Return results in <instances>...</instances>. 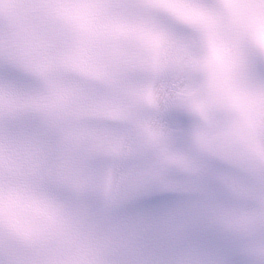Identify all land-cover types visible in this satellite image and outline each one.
<instances>
[{
	"label": "clouds",
	"instance_id": "clouds-1",
	"mask_svg": "<svg viewBox=\"0 0 264 264\" xmlns=\"http://www.w3.org/2000/svg\"><path fill=\"white\" fill-rule=\"evenodd\" d=\"M114 2L0 0V59L103 63ZM166 2L180 51L89 90L107 138L59 126L49 178L0 170V264H264V0Z\"/></svg>",
	"mask_w": 264,
	"mask_h": 264
},
{
	"label": "snow or ice",
	"instance_id": "snow-or-ice-1",
	"mask_svg": "<svg viewBox=\"0 0 264 264\" xmlns=\"http://www.w3.org/2000/svg\"><path fill=\"white\" fill-rule=\"evenodd\" d=\"M109 7L116 15L108 26L112 36L103 63L85 48L28 61L0 59V170L49 178L50 160L37 145L59 126L72 125L103 142L110 128L103 117L111 111L89 91L93 81L124 77L183 47L176 21L190 19V9L166 0H116ZM122 39H131L134 47L122 46Z\"/></svg>",
	"mask_w": 264,
	"mask_h": 264
}]
</instances>
